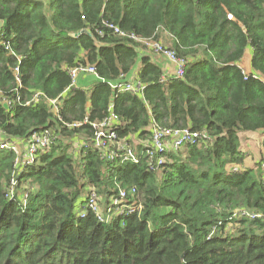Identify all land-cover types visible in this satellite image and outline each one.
Returning <instances> with one entry per match:
<instances>
[{
  "label": "trees",
  "instance_id": "trees-1",
  "mask_svg": "<svg viewBox=\"0 0 264 264\" xmlns=\"http://www.w3.org/2000/svg\"><path fill=\"white\" fill-rule=\"evenodd\" d=\"M0 19V141L50 136L31 163L0 150V264H264V0H0ZM129 35L173 50L184 76ZM81 65L91 89L72 84ZM135 79L139 92L113 87ZM111 114L101 150L93 125ZM154 123L201 136L151 168ZM118 143L139 161L109 158ZM92 191L109 221L87 208Z\"/></svg>",
  "mask_w": 264,
  "mask_h": 264
},
{
  "label": "built area",
  "instance_id": "built-area-1",
  "mask_svg": "<svg viewBox=\"0 0 264 264\" xmlns=\"http://www.w3.org/2000/svg\"><path fill=\"white\" fill-rule=\"evenodd\" d=\"M110 28L114 30L115 33L120 34L122 36H126L127 33L122 31L118 26L113 24L109 25ZM129 37L137 40L138 42L144 44L147 48H149L154 53L161 54L164 56L170 63L175 66V76L183 77L184 71L186 67V60L180 58L176 55V53L164 46L161 42L154 41L152 39H143L138 38L135 35H129ZM19 70L16 69V73L18 74ZM70 76L72 78V84H76L77 78L80 74H88L93 73L96 74L95 66L93 65H81L77 67H73L69 70ZM113 87H117L121 92L130 91V92H139L143 89L141 82L139 80H135L132 82H121L119 84H114ZM0 92V97H1ZM40 94H36L37 97ZM3 101L11 106L17 102V99L11 101L7 100V98H3ZM59 100L53 99L50 101L51 106L55 112H58ZM116 119L115 114H111L108 116L103 122L100 124H94L93 126L96 128L95 137L93 140V144L96 148L101 150H107L111 146V144L117 139L116 133L111 129L113 123ZM88 122L87 119L84 121H76L74 123L67 124L70 128L80 127L83 123ZM201 134L197 131H193L191 129H171L159 126L157 124H153L151 128V138L147 143V148L145 150L148 158H149V166L151 168H156L161 166L164 163V154L168 150H178L187 144H196L200 139ZM50 144V136L48 131L42 134H35L33 138L24 144V149H21L19 144L17 143H7L0 141V150L1 149H11L17 152L20 156L25 152L26 162L31 163L35 160V156L39 150V148H46ZM123 151V152H121ZM108 157L120 158L123 161H133L138 162L140 156L132 147H127L125 144L118 143V148H111L109 151ZM21 161V160H20ZM19 162V160H17ZM15 184V181H13ZM136 194V189L133 188L130 191L126 189H120L119 194L113 198L112 204L117 206L119 210L123 211V203L127 200L129 195ZM87 208L95 213L100 221H109L111 219L110 214L105 215L102 207L100 205V199L98 194L95 191L90 192L88 196Z\"/></svg>",
  "mask_w": 264,
  "mask_h": 264
},
{
  "label": "crops",
  "instance_id": "crops-1",
  "mask_svg": "<svg viewBox=\"0 0 264 264\" xmlns=\"http://www.w3.org/2000/svg\"><path fill=\"white\" fill-rule=\"evenodd\" d=\"M146 54L150 55V57H152V60L154 62H157L158 64L161 65L164 73L167 76H171V75H175V66L170 63L164 56H162L161 54L158 53H154L151 50H146ZM250 57H251V51L248 50L246 53L245 58L243 59L241 65L244 66L246 68V70H250L251 69V65H250ZM245 62V64H244ZM140 63V61H139ZM141 65V64H140ZM140 65L136 68L135 72H134V77H137L136 72L139 70ZM97 79V76H95V74L93 73H88V74H80L77 78L76 81V86L77 87H82V88H87V89H91L93 87V81H95ZM137 80V79H135ZM133 80V81H135ZM132 82V81H130ZM259 133H255V134H248V136L251 138H253V136H256L257 138H253V140H256V144H257V140L259 138ZM255 143V141H253ZM19 146L21 149H24V143L20 142ZM254 150V149H252Z\"/></svg>",
  "mask_w": 264,
  "mask_h": 264
},
{
  "label": "rangeland",
  "instance_id": "rangeland-1",
  "mask_svg": "<svg viewBox=\"0 0 264 264\" xmlns=\"http://www.w3.org/2000/svg\"><path fill=\"white\" fill-rule=\"evenodd\" d=\"M148 47V46H147ZM147 47H145L146 49L145 50H148L149 48H147ZM150 50V49H149ZM244 64H245V62H244ZM253 138H257L256 136H253ZM253 138L251 137L250 139L251 140H253ZM263 138V136H261V139ZM254 150H255V152H256V154H257V151H258V148L257 147H254ZM253 152V151H252ZM102 207V206H101Z\"/></svg>",
  "mask_w": 264,
  "mask_h": 264
},
{
  "label": "water",
  "instance_id": "water-1",
  "mask_svg": "<svg viewBox=\"0 0 264 264\" xmlns=\"http://www.w3.org/2000/svg\"><path fill=\"white\" fill-rule=\"evenodd\" d=\"M3 27H4V20L0 19V32H1V30L3 29ZM79 34H80V33L75 34V36H78Z\"/></svg>",
  "mask_w": 264,
  "mask_h": 264
}]
</instances>
